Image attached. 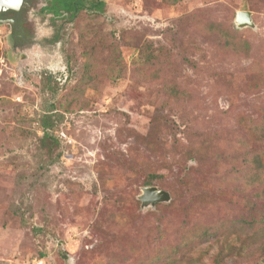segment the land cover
Returning a JSON list of instances; mask_svg holds the SVG:
<instances>
[{
	"label": "rangeland",
	"instance_id": "1",
	"mask_svg": "<svg viewBox=\"0 0 264 264\" xmlns=\"http://www.w3.org/2000/svg\"><path fill=\"white\" fill-rule=\"evenodd\" d=\"M105 1L42 18L55 54L0 22V264L263 263L264 0ZM151 175L171 199L143 206Z\"/></svg>",
	"mask_w": 264,
	"mask_h": 264
},
{
	"label": "trees",
	"instance_id": "2",
	"mask_svg": "<svg viewBox=\"0 0 264 264\" xmlns=\"http://www.w3.org/2000/svg\"><path fill=\"white\" fill-rule=\"evenodd\" d=\"M89 5L92 6L96 11L104 12L106 10V1L105 0H56V2H54L51 5L52 6L51 11L54 13V16L62 17L63 20H67V19L75 18L82 9L89 7ZM59 25H61V24H59ZM61 75L62 76L60 77V79H57V80H59V81H57V83L60 82V80H64L63 76L66 79L69 76V75L65 76V73H61ZM53 81H55V79L53 77H51V78H49L48 82L50 84V82H53ZM52 88H53V90L57 89V87H51V89ZM63 117H64L63 113H61L59 111H55L52 108H50V109H47L43 112L41 119H40L42 131H43V134L40 136V146L44 149V151H46V153L49 156H52V157L55 155V151L60 144V138L54 133L55 128L58 127V125H60ZM54 159L55 158H53V160ZM253 161L257 165V168L261 167V162H260L259 157L253 158ZM253 172L255 174L251 175L252 178L248 184H254V183L260 181L259 175H258V170L257 169L255 170V168H254ZM152 178H153V175H151L149 178H147L146 183H145L146 186H150V185L153 186L154 185L152 183V180H153ZM154 186H157V185H154ZM259 218L260 219L257 222V224H255V226H257L258 224L261 223V227H257V229H256L257 232H251L249 234L251 235V239H252L251 243H256V242H258V240L263 241L262 245H260V247H259V251H260L261 256L264 257V215H262ZM43 230H44V228H42V227H36L35 228L36 232H42ZM207 233H209V232L208 231L205 233L203 232V235L207 234ZM236 234H241V233H236ZM185 246H188V245L180 243V244L174 245L173 247H170V246L165 244L164 246H162V251L165 253L167 252L169 254H172V253L180 254V252H182V250ZM65 255H67V252H64V256ZM225 255L226 254H224L223 248L221 247L217 252V256H216L217 259H215L214 264H222V260H223ZM154 259L155 258H152V257H147V258L141 259L142 263L140 262V264H152L154 262ZM261 264H264V260H263V263H261Z\"/></svg>",
	"mask_w": 264,
	"mask_h": 264
},
{
	"label": "flooded vegetation",
	"instance_id": "3",
	"mask_svg": "<svg viewBox=\"0 0 264 264\" xmlns=\"http://www.w3.org/2000/svg\"><path fill=\"white\" fill-rule=\"evenodd\" d=\"M54 2H56V0H25L23 7L21 3L18 9L6 8L0 13V19L10 21L8 24L11 28V37L13 38L15 49L19 48L22 52L26 53V55L34 53V47L36 45H42L41 38L43 36L44 41H46L49 46H52L49 47V53H47V55L59 53L57 50L60 45L57 38L59 35L58 32L61 33V31L49 29L53 34H44V28L41 23L43 17L49 19L48 15L54 16V13L51 11V5ZM21 7L22 9L19 10Z\"/></svg>",
	"mask_w": 264,
	"mask_h": 264
},
{
	"label": "water",
	"instance_id": "4",
	"mask_svg": "<svg viewBox=\"0 0 264 264\" xmlns=\"http://www.w3.org/2000/svg\"><path fill=\"white\" fill-rule=\"evenodd\" d=\"M24 1L25 0H0V13L6 8L18 9L21 3L23 7ZM22 7L19 10H21ZM0 22L10 23V21H6L5 19H0ZM235 22L238 27L254 26L252 12L247 10L237 12ZM139 199L142 201L143 206H154L158 201H169L171 199V194L168 190L150 185L143 187Z\"/></svg>",
	"mask_w": 264,
	"mask_h": 264
}]
</instances>
